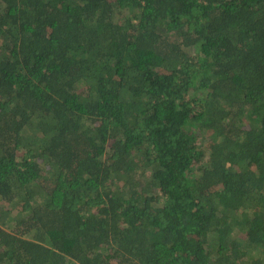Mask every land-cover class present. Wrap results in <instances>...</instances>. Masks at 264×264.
Here are the masks:
<instances>
[{"label": "trees", "instance_id": "1", "mask_svg": "<svg viewBox=\"0 0 264 264\" xmlns=\"http://www.w3.org/2000/svg\"><path fill=\"white\" fill-rule=\"evenodd\" d=\"M0 264H264V0H0Z\"/></svg>", "mask_w": 264, "mask_h": 264}]
</instances>
